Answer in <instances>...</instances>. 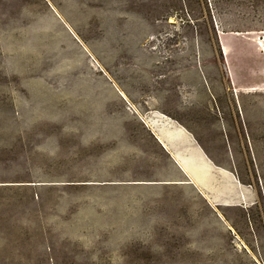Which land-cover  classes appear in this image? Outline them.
I'll list each match as a JSON object with an SVG mask.
<instances>
[{
	"label": "rangeland",
	"instance_id": "obj_1",
	"mask_svg": "<svg viewBox=\"0 0 264 264\" xmlns=\"http://www.w3.org/2000/svg\"><path fill=\"white\" fill-rule=\"evenodd\" d=\"M0 264H264V0H0Z\"/></svg>",
	"mask_w": 264,
	"mask_h": 264
},
{
	"label": "bare ground",
	"instance_id": "obj_2",
	"mask_svg": "<svg viewBox=\"0 0 264 264\" xmlns=\"http://www.w3.org/2000/svg\"><path fill=\"white\" fill-rule=\"evenodd\" d=\"M165 115V114H164ZM163 119V118H162ZM166 119H167V121H165V122H163V124H162V129H163V135L161 134V133H156V135H157V138L159 139V143L161 144V145H163L162 147H165V149L166 150H168L172 155H173V157H174V159L176 160V162H177V165H179L180 167V169L185 173V174H187V175H189L190 176V178H191V181H193V177H192V175H191V173H190V170H188L189 168L187 167V162L188 163H191V161L189 160V159H192V160H195V161H199L198 162V164L200 163V162H203V163H205L204 161H205V159H206V161H207V165H210V161H208L207 160V158L204 156H202L197 150H196V148L195 147H197L196 146V144L194 143V141H193V139H192V137L189 135V133L185 130V128H183L180 124H178V123H176L175 121H173L171 118H169V117H167V115H166ZM150 125V124H149ZM184 134H187L189 137H190V139H191V141H189V142H186L185 141V143L188 145V144H190V145H192V146H194V144H195V146H194V151H193V154L190 156V155H188V154H186V152L184 151V150H186L187 149V147H184L185 149L183 150V148H182V150H180L181 152H175V151H173V149H172V147L170 146V143H171V139H173V138H175V136H176V139H179L178 137H183V135ZM173 142V141H172ZM184 142V141H183ZM181 142H179V144H180ZM193 143V144H192ZM173 144V143H172ZM185 144V145H186ZM175 145H176V143H175ZM187 150H189V149H187ZM193 150V149H192ZM190 153V152H189ZM198 155V156H197ZM199 157V158H198ZM182 159H184V160H186V162L184 161L183 162V160ZM186 163V164H185ZM196 164V163H195ZM193 165V164H192ZM210 170V169H209ZM227 171V170H226ZM233 179L236 181V179L234 178V176H233ZM237 182V181H236ZM197 183V182H196ZM195 183V184H196ZM237 183H239V182H237ZM236 186H238V185H236ZM242 186V185H241ZM214 187V186H213ZM247 187V186H246ZM238 188V187H237ZM217 194V193H216ZM214 195V194H213ZM240 196V195H239ZM242 196V195H241ZM230 198V197H229ZM244 200V199H243ZM237 201V200H236ZM215 202H217V201H215ZM224 202V201H223ZM225 202H227L226 200H225ZM235 202V201H234ZM243 202V201H242ZM219 203V202H218ZM236 203V202H235ZM223 204V203H222ZM224 205V204H223ZM233 205H235V204H233ZM237 205V204H236Z\"/></svg>",
	"mask_w": 264,
	"mask_h": 264
},
{
	"label": "crops",
	"instance_id": "obj_3",
	"mask_svg": "<svg viewBox=\"0 0 264 264\" xmlns=\"http://www.w3.org/2000/svg\"><path fill=\"white\" fill-rule=\"evenodd\" d=\"M156 136V135H155ZM157 137V136H156ZM174 139H176V136H175V138ZM177 140V139H176ZM176 140H174V141H176ZM171 143H172V139H171ZM171 143H170V146H171ZM202 155H204L206 158H207V160L208 161H210V164H213L212 163V161L203 153V151L200 149V151H199ZM171 154V153H170ZM172 155V154H171ZM173 156V155H172ZM198 156V155H197ZM174 158V157H173ZM199 158V157H198ZM175 160V159H174ZM176 161V160H175ZM200 161V160H199ZM198 161V162H199ZM198 162H196V164H194L193 166H192V168L194 169V168H202V169H206V167H208V166H210V165H207V161H206V159H205V163H203V162H200L201 164H198ZM204 164H206V165H204ZM185 174V173H184ZM186 176H187V174H185ZM189 176V175H188ZM244 239H246V235L244 236Z\"/></svg>",
	"mask_w": 264,
	"mask_h": 264
},
{
	"label": "water",
	"instance_id": "obj_4",
	"mask_svg": "<svg viewBox=\"0 0 264 264\" xmlns=\"http://www.w3.org/2000/svg\"><path fill=\"white\" fill-rule=\"evenodd\" d=\"M156 137V136H155ZM156 139L159 141V139L156 137ZM163 146V145H162ZM163 148H165V147H163ZM175 161V160H174ZM176 162V161H175ZM177 163V162H176ZM179 166V165H178ZM180 167V166H179Z\"/></svg>",
	"mask_w": 264,
	"mask_h": 264
}]
</instances>
